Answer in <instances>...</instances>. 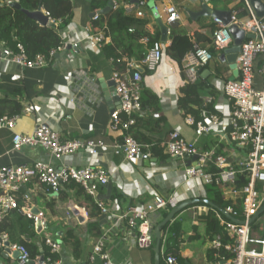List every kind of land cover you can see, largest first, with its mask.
<instances>
[{
    "label": "crops",
    "instance_id": "0c3cea01",
    "mask_svg": "<svg viewBox=\"0 0 264 264\" xmlns=\"http://www.w3.org/2000/svg\"><path fill=\"white\" fill-rule=\"evenodd\" d=\"M116 1L135 20L130 33L133 34L138 29L143 35L140 39L127 38V47L124 48L123 56L133 61L135 69L137 67L144 69V92L153 94L142 95L143 108L137 116L143 119L142 127L141 130L136 131L139 126L137 125L136 128L135 125L131 133L133 136L134 132L139 133L145 139H150L149 142L142 143L151 145L155 158L137 163V161L126 160L122 153H115L112 146L122 141V136L109 128L111 112L119 106L114 98L112 82L113 71L117 67L110 61L111 58L106 57L105 46L97 51L94 48L87 49L81 42L84 37L81 29L91 28V14L94 12L89 10L90 0H74V19L64 26L60 34L65 42L64 49L57 53L49 66L22 69L18 65L0 62V96L18 95L24 107L23 112L18 115L14 129L0 130V168L7 165L32 164L35 161L48 162L55 167L84 166L87 163H93L105 168H114L120 173V182H113L105 188L101 187L100 194L103 198L112 199L110 207L115 211V215L120 216L151 202L154 194L168 197L171 193L177 192L180 194V203L187 200L198 201L179 213L185 217L183 224L185 240L181 246V258L184 264H218L223 259L222 249L214 245L219 235L213 238L209 236L203 215L208 211V207L199 204L200 198L204 200L207 195L206 186L200 181H193L192 189L186 190L188 184L183 183L182 178L185 167L193 161L170 158L163 150V143L167 141L169 133L178 127L182 129L186 138L191 140L195 138L193 127L185 124L187 115L178 104L179 92L185 77L167 56V48L172 44L174 34L177 33L189 37L194 45L204 43V39H212V28L218 24L214 23V17H202L198 14L204 5L212 11H229L243 20L250 17L248 4L244 0ZM169 4H175L178 7L181 17L175 22L174 27H169L168 37L164 42L161 41L160 21L168 25L165 7ZM126 5H132L130 12L127 11ZM138 11L143 12L142 17L137 15ZM242 13L246 14L242 16ZM106 23L107 20L105 25ZM157 35L159 40L155 44L162 47L163 58L158 68L148 73L141 64V55L149 50V37H157ZM211 45L214 46L213 41L207 47ZM215 49L216 58L205 67L200 78L203 77L207 82L208 87L202 90L205 98L208 99L209 96L215 98L216 111V106L225 101L222 90L224 82L237 77L234 76L230 64L222 59L227 48L221 49L215 46ZM261 60L263 57L255 63L254 86L256 89L264 90ZM119 65L122 69L127 66L123 63ZM70 95H74L76 99L74 107H61L60 104L65 102H58V99ZM38 120L46 121L58 130L63 140L102 139L109 147L101 149L97 157H93L87 149H81L73 156L61 160L56 159L41 146H26L13 152V135L15 133L31 134ZM209 136L211 135L199 139V147L204 148L208 145ZM212 136L218 141V135L212 134ZM24 191L31 198L30 207L44 212L49 224V233L54 239L61 241V250L55 255H58L56 259L61 260L62 264H88L96 240L104 233H107V250L115 263L156 264L155 228L162 222L161 214L167 209L153 214L149 225L142 228L131 227L125 219L121 220L119 226H114L112 221L117 217H114L112 212L107 216L99 212V215L90 218L76 208V206H85L88 213L90 211L86 201L76 196L75 188L65 185L56 195L38 182H32L24 188ZM25 205L28 204L25 203ZM92 221L98 223L101 235L96 236L97 232L90 229L89 224ZM69 229L74 230V234L83 242L82 250L77 257L72 248L63 241ZM147 233L150 234V239L146 238ZM41 241L42 235L39 241L35 242L34 239L37 245H41ZM15 262L13 253H0V264ZM163 262L165 264V259Z\"/></svg>",
    "mask_w": 264,
    "mask_h": 264
},
{
    "label": "built area",
    "instance_id": "2783aa9c",
    "mask_svg": "<svg viewBox=\"0 0 264 264\" xmlns=\"http://www.w3.org/2000/svg\"><path fill=\"white\" fill-rule=\"evenodd\" d=\"M212 1V0H204ZM250 17L240 19L232 15V23L238 24L247 33L253 34L254 38L243 41L237 59L239 76L227 79L223 85L225 101L216 106V112L206 115L202 119H196L192 114L185 118V124L193 127L194 139H188L183 135L180 127L169 133L167 141L163 143V150L170 158L183 161H193L185 167L182 182L188 184L186 190H191L193 181H200L205 185L216 184L221 187L225 199L232 202L225 210L235 220L226 218L217 209L221 225L225 228L230 239L224 243L218 236L214 245L224 249L228 256L218 264H264V212L256 218L259 210L264 205V90L254 86L255 63L264 58V18H258L248 0ZM15 0H4L3 3L12 5ZM120 4L113 0V8L117 9ZM127 11L132 10V5L125 6ZM49 18V23L54 20L50 13L43 10ZM167 24L170 25L180 19L178 7L169 4L165 7ZM142 17L143 12L138 11ZM95 20L100 18L97 11L93 15ZM218 28L212 33V41L216 47L228 48L233 43L232 35L228 26L223 24L221 18H214ZM84 37L81 42L87 49L94 48L99 51L105 45L111 43V36L106 25L96 31L90 27L81 29ZM132 31V30H131ZM65 46V45H64ZM59 46L52 49L48 55L40 53L35 57H29L22 46L18 44L16 49H11L5 43H0V62L18 65L22 69L45 68L54 59L57 53L64 49ZM102 50V49H101ZM163 58V50L159 44H155L141 60V64L149 71H155ZM215 58L209 47L195 44L182 59V67L187 82L195 84L200 80L201 71ZM112 63L126 64V68H115L112 80L114 81V98L118 101V108L111 112L109 128L112 132L122 136L120 143L112 147L115 153H122L128 161L137 163L151 161L155 158V152L151 145L139 142L131 133L137 123L138 113L143 108V73L135 69L133 61L122 56L111 58ZM68 71H71L68 69ZM264 73V66L261 68ZM61 107H74L76 99L74 95L58 99ZM220 113H219V112ZM18 115L0 116V130L14 129ZM218 135V143L210 149L198 146L200 138L208 135ZM228 143L235 145L231 156L220 154V144ZM12 151H19L23 147L41 146L48 150L56 159H64L73 156L81 149H87L93 157L100 155L101 149H107L109 145L102 139L63 140L60 132L46 121H37L36 127L31 134L15 133L12 138ZM196 157V158H195ZM120 173L116 169L105 168L99 164L87 163L84 166L63 165L55 167L51 163L35 161L32 164L7 165L0 168V226L3 220L13 210H20L19 198L28 205L31 198L25 193L24 188L32 182L47 187L51 193L58 195L61 189L71 181L81 185L86 194L93 197L100 213L107 216L112 212L114 226H119L125 219L131 227L142 228L149 225L153 214L164 209H173L180 204V194L171 193L168 197L154 194L153 200L130 210L124 215H115L110 207L112 199L103 198L100 188L107 187L111 183H119ZM205 196V194H203ZM240 204L241 209L236 210L235 205ZM25 207L21 212L35 224L40 223L43 230L41 245L45 243L50 249L48 257L38 254L32 258L29 249L22 243L12 241L7 231L0 230V253H17L14 264H39L44 257L43 264H62L61 260L53 257L61 250V241L54 239L49 233V224L43 211L35 212L32 207ZM76 208L88 215L87 208ZM256 218V219H255ZM147 239L151 236L146 235ZM9 250V251H4ZM43 252V251H41ZM88 264H117L107 250V233L100 236L93 247ZM165 264H182L180 259L168 254L165 256Z\"/></svg>",
    "mask_w": 264,
    "mask_h": 264
},
{
    "label": "trees",
    "instance_id": "16d2710c",
    "mask_svg": "<svg viewBox=\"0 0 264 264\" xmlns=\"http://www.w3.org/2000/svg\"><path fill=\"white\" fill-rule=\"evenodd\" d=\"M4 0H0V43H5L6 46L11 49H16L18 44H22L27 55L29 57H35L37 54L43 53L48 55L52 49L59 46H64V39L61 37V31L64 26L70 24L75 16V3L74 0H19L21 8H16L13 5H7L3 3ZM109 0H91L89 3V10L91 12L101 11L108 5ZM245 6V5H244ZM43 9L50 13V17L54 20L53 23L42 25L36 18L28 14V12L38 11ZM246 13H242V16ZM241 15V14H240ZM107 20L106 26L110 31L112 44H107L104 47V52L107 58H120L125 55L124 48L127 47V38L140 39L143 35L141 31L136 29L135 33H130V29L135 25V20L132 15H128L126 10L120 6L117 9L112 10L107 15L100 14V18L95 20L91 19L92 31L103 28L105 21ZM219 26L212 28V33ZM138 30V31H137ZM138 37V38H137ZM212 38V37H211ZM159 36L148 39L149 50L154 48V44L158 42ZM212 43V39H204V43L200 46L207 47ZM194 46L192 40L185 35L179 33L174 34L172 44L167 48V56L175 63L178 67V71L183 73L185 82L181 86L178 98V104L181 109L184 110L186 115L192 114L196 119H202L206 115L211 114L215 111L214 97L209 96L208 99L202 93L204 87H208L206 80L201 77L200 80L195 84H190L186 80L185 73L182 67V59L185 54L190 51ZM210 50L214 53L216 51L215 45L209 46ZM148 50V51H149ZM163 50V49H162ZM148 51L141 55V58L145 56ZM122 53V54H121ZM53 62V60L51 61ZM50 62V63H51ZM49 63V65H50ZM261 65L264 66V58L260 61ZM119 64L115 62L117 68L122 69ZM48 65V66H49ZM205 70V68L201 71ZM146 71H149L146 69ZM144 81V75H143ZM146 92V93H145ZM143 92L142 95H153L147 91ZM143 101V96H142ZM144 103V102H143ZM24 107L21 104L18 95H2L0 96V116L2 115H19L23 112ZM212 112V113H213ZM143 119L137 118L136 131L141 130ZM135 128V129H136ZM139 129V130H138ZM141 143L149 142L150 139H145L143 135L134 132V136ZM160 141V140H158ZM66 186L69 188H75L76 196L78 199L86 201L89 208V217L93 218L99 215L100 210L96 206L93 197L86 194L81 185L75 181L69 182ZM206 197L204 200L200 198V205L208 207V211L204 213V218L207 223V231L211 238L215 235H219L224 243L230 241L225 228L220 225L219 219L216 215L217 209H226L231 204V199H225L221 187L216 184H209L206 187ZM208 200L210 203H206ZM20 210H13L3 220L0 230L7 231L10 234L11 239L14 242L24 244L30 251L32 258H35L38 254L48 257L50 249L45 243L42 244L40 249L37 244L34 243V239L37 236L35 223L26 217L22 211L25 210V202L19 198ZM233 203V202H232ZM236 210H240V204L235 205ZM170 209L163 211L161 214V220L163 221L170 213ZM223 215V214H222ZM225 217V215H223ZM226 218V217H225ZM185 217L177 214L172 221L162 227V240H161V254L160 262L163 264L165 256L173 254L177 256L183 263L181 258V246L184 243L185 231L183 224ZM91 230L96 231L97 235H101L98 230V223L91 222L89 224ZM28 239H32L31 242ZM64 243L68 244L74 255L79 256V252L82 250V240L74 234V230L69 229L66 236L63 238ZM154 248V247H153ZM43 251V252H41ZM222 255L227 257L228 254L222 249ZM54 258H58V255H53Z\"/></svg>",
    "mask_w": 264,
    "mask_h": 264
},
{
    "label": "water",
    "instance_id": "95a60500",
    "mask_svg": "<svg viewBox=\"0 0 264 264\" xmlns=\"http://www.w3.org/2000/svg\"><path fill=\"white\" fill-rule=\"evenodd\" d=\"M91 1V0H90ZM250 6L253 8V11L255 13V15L258 18H264V0H248ZM14 7L16 8H21V5L19 3V0H15ZM113 8V0H109L108 2V6L103 9L102 11H100V13L102 15H107ZM29 15H31L32 17L36 18L42 25L48 24L49 23V18L48 16L45 15L43 9H39L38 11H34V12H28ZM93 14H91V17H93ZM200 14V16L204 17V16H209V17H219L222 19L223 24L225 26H228V29L232 35L233 38V43L232 45L227 48L224 51V55H222V59L225 61H227L230 64V68L233 70V74L235 77L239 76V71L237 69V59H238V55L240 52V47L241 44L243 43V41H245L246 39L249 38H254L253 34L247 33L244 29H242L238 24L232 23V13L229 11H222V10H214L212 11V9H210L207 5H204L202 10L198 13ZM161 23V31H162V37H161V41H166L167 37H168V30L169 27H174L175 23H172L170 25H166L164 24L162 21H160ZM137 70L141 71L143 73V70L141 67H137ZM113 85H114V81ZM196 158V157H195ZM198 201H193V200H187L184 201L180 204H178L175 208H173L169 215L162 221L160 222L156 228H155V235H156V245H155V256H156V264H160V250H161V240H162V227L164 225H166L167 223H169L170 221L173 220V218L179 214L181 211H183L184 209H186L187 206L196 203ZM206 203H210L208 200H206ZM219 211L224 214L227 218L235 220L234 217H232V215H230L228 212H226L223 209H219ZM35 212H38L35 210ZM264 212V205L261 207V209L259 210L256 218L260 217ZM255 218V219H256ZM35 228H36V232L37 234H41L42 233V226L41 224L38 222L35 224ZM29 242L32 241V239H28ZM15 256H17V253H15ZM44 262V257H42L39 261V264H43ZM31 264H35L34 261H31Z\"/></svg>",
    "mask_w": 264,
    "mask_h": 264
},
{
    "label": "rangeland",
    "instance_id": "374dc122",
    "mask_svg": "<svg viewBox=\"0 0 264 264\" xmlns=\"http://www.w3.org/2000/svg\"><path fill=\"white\" fill-rule=\"evenodd\" d=\"M214 106H215V99H214ZM214 112H216V111H214ZM213 137L214 136H212V135L209 136V138H210L209 143H208L207 146L205 145L203 149H210L211 147L215 146L216 143L219 144L218 141L215 140V137L214 138ZM219 146H220V149H219L220 154H223L225 156H231V154H232L231 151L233 150V148H235V145H230V144H228L226 142L225 143H221ZM204 186L208 187V185H205V184H204ZM42 234H44V233H42ZM40 238H41V235L37 234V236L35 237V242L39 241Z\"/></svg>",
    "mask_w": 264,
    "mask_h": 264
},
{
    "label": "clouds",
    "instance_id": "9594fccd",
    "mask_svg": "<svg viewBox=\"0 0 264 264\" xmlns=\"http://www.w3.org/2000/svg\"><path fill=\"white\" fill-rule=\"evenodd\" d=\"M13 4H14V3H13ZM13 4H12V5H13ZM119 7H120V6H119ZM119 7H118V8H119ZM101 11H102V10H101ZM96 12H97V11H96ZM98 12L100 13V11H98ZM94 14H95V12H94ZM94 14H93V15H94ZM100 14H101V13H100ZM92 18H93V17H92ZM48 24H50V23H48ZM111 43H112V40H111ZM111 43H110V44H111ZM105 46H106V45H105ZM171 210H172V209H171ZM218 210H219V209H218ZM181 263H182V262H181Z\"/></svg>",
    "mask_w": 264,
    "mask_h": 264
}]
</instances>
